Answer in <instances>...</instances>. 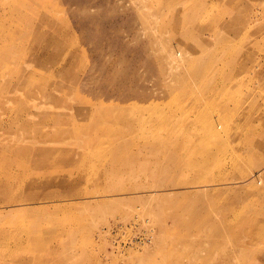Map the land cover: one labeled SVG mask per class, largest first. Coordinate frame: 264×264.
Wrapping results in <instances>:
<instances>
[{
	"label": "rangeland",
	"instance_id": "rangeland-1",
	"mask_svg": "<svg viewBox=\"0 0 264 264\" xmlns=\"http://www.w3.org/2000/svg\"><path fill=\"white\" fill-rule=\"evenodd\" d=\"M0 264H264V0H0Z\"/></svg>",
	"mask_w": 264,
	"mask_h": 264
},
{
	"label": "bare ground",
	"instance_id": "bare-ground-1",
	"mask_svg": "<svg viewBox=\"0 0 264 264\" xmlns=\"http://www.w3.org/2000/svg\"><path fill=\"white\" fill-rule=\"evenodd\" d=\"M61 33V32H60ZM205 113H206V111H202V112H200V116L197 118V122L199 123L200 122V119H201V117H203L204 115H205ZM206 132H205V134L207 135V136H216V134L214 133V126L213 125H210V126H207L206 127ZM217 129L219 130L220 129V126L218 127L217 126ZM220 136H222V134L221 135H219V136H217L216 138H215V142H220L218 139H220L219 137ZM256 177L257 176H255V177H250L249 179H248V181H254L255 179H256Z\"/></svg>",
	"mask_w": 264,
	"mask_h": 264
},
{
	"label": "crops",
	"instance_id": "crops-1",
	"mask_svg": "<svg viewBox=\"0 0 264 264\" xmlns=\"http://www.w3.org/2000/svg\"><path fill=\"white\" fill-rule=\"evenodd\" d=\"M202 111H205V110H202ZM202 111H200V112H202ZM200 112H199V115H200Z\"/></svg>",
	"mask_w": 264,
	"mask_h": 264
}]
</instances>
